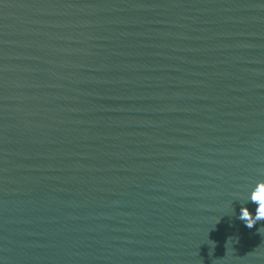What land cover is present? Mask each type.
Returning <instances> with one entry per match:
<instances>
[{"label": "water", "instance_id": "obj_1", "mask_svg": "<svg viewBox=\"0 0 264 264\" xmlns=\"http://www.w3.org/2000/svg\"><path fill=\"white\" fill-rule=\"evenodd\" d=\"M260 180L264 0H0V264H264Z\"/></svg>", "mask_w": 264, "mask_h": 264}, {"label": "clouds", "instance_id": "obj_2", "mask_svg": "<svg viewBox=\"0 0 264 264\" xmlns=\"http://www.w3.org/2000/svg\"><path fill=\"white\" fill-rule=\"evenodd\" d=\"M248 200L256 205L255 215L250 212L248 207L242 206L238 219L251 229L258 221L264 220V180L257 181L249 194Z\"/></svg>", "mask_w": 264, "mask_h": 264}]
</instances>
